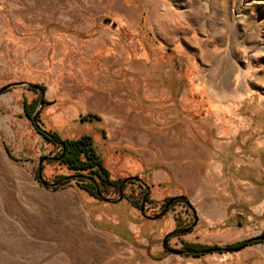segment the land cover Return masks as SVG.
Here are the masks:
<instances>
[{
  "label": "rangeland",
  "instance_id": "obj_1",
  "mask_svg": "<svg viewBox=\"0 0 264 264\" xmlns=\"http://www.w3.org/2000/svg\"><path fill=\"white\" fill-rule=\"evenodd\" d=\"M20 82L0 93V264H264V241L201 257L163 244L264 233V0H0V89ZM38 110L147 187L129 181L117 204L76 180L44 187L39 171L73 172ZM172 199L157 220L140 211Z\"/></svg>",
  "mask_w": 264,
  "mask_h": 264
},
{
  "label": "trees",
  "instance_id": "obj_2",
  "mask_svg": "<svg viewBox=\"0 0 264 264\" xmlns=\"http://www.w3.org/2000/svg\"><path fill=\"white\" fill-rule=\"evenodd\" d=\"M27 107L29 106L26 105L25 111L27 115L31 116L34 109L31 106L29 107L31 110H28ZM38 121L37 119V122H34L37 130L43 134L48 142L60 148L58 156L52 159L67 166L73 172L70 175L60 176L61 179L57 182L58 187L72 180H76L80 188L95 196L97 195V191H100L101 197H103V191H108L111 188L118 189L122 185L123 180L111 178L104 159L97 152L91 136L83 135L79 138L64 139L57 132L47 131L46 133L43 131ZM101 197L100 199H102ZM262 235L264 236V233ZM255 241L256 239L250 238L227 245L226 247L187 244L185 248L187 252L185 255L201 257L215 252H236L255 243Z\"/></svg>",
  "mask_w": 264,
  "mask_h": 264
},
{
  "label": "water",
  "instance_id": "obj_3",
  "mask_svg": "<svg viewBox=\"0 0 264 264\" xmlns=\"http://www.w3.org/2000/svg\"><path fill=\"white\" fill-rule=\"evenodd\" d=\"M22 85H26V83H25V82H20V83H16V84H10V85H7V86H5V87H3V88L0 89V93L3 92V91H5V90H7V89H9V88H11L12 86H22ZM30 85H31V84H30ZM31 86H32L33 88H38V86H36V85H31ZM39 114H40V111H39V110L36 111L34 117L32 118V121H33V122H37V119H38V117H39ZM43 131H45V132L47 133L46 130L43 129ZM46 159H48V158H46ZM38 177H39V180L41 181V183H42V185H43L44 187H50V186H51V187H56V186L58 185L57 182H55V183H49V182H47L46 180H44L41 171H39ZM133 180L139 182L142 186L147 187L146 184H145L140 178H138V177H128V178H125V179L123 180L122 185L118 188V192H119V194H120V197H119L116 201H112V200H110V199H108V198L101 197V193H100V191H97V195H96V196L99 197V198L101 197V198H102L104 201H106V202H109V203H110V202H113V203L117 204V203H119V202H121V201L123 200V186H124L126 183H128L129 181H133ZM181 198L187 203V205H188L190 208H192V207H191V204L189 203V201L187 200V198H186L185 196H181ZM172 202H173V199L170 200V201L166 204L164 212H162V213H160V214H158V215H156V216H153V217L148 216V215L145 214V210H144V202L142 203V205H141V207H140V211L142 212V214H143V216H144L145 218L150 219V220H157V219L161 218V217L166 213L168 207L172 204ZM194 214H195V223H194V224H196V223H197V216H196V213H194ZM188 230H189V229H187V230H185V231H188ZM170 236H171V235L168 234V235L165 237V239H164V242H163V244H164V249L167 250L168 252L172 253V254H175V255H184V254L187 252V250H176V249H172V248L168 247L167 242H168V239H169ZM254 239H256L257 241H264V236H263V235H262V236H258V237H255Z\"/></svg>",
  "mask_w": 264,
  "mask_h": 264
},
{
  "label": "crops",
  "instance_id": "obj_4",
  "mask_svg": "<svg viewBox=\"0 0 264 264\" xmlns=\"http://www.w3.org/2000/svg\"><path fill=\"white\" fill-rule=\"evenodd\" d=\"M189 203H190V202H189ZM214 203H216V201H215ZM214 206H216V205H214Z\"/></svg>",
  "mask_w": 264,
  "mask_h": 264
},
{
  "label": "flooded vegetation",
  "instance_id": "obj_5",
  "mask_svg": "<svg viewBox=\"0 0 264 264\" xmlns=\"http://www.w3.org/2000/svg\"><path fill=\"white\" fill-rule=\"evenodd\" d=\"M134 181V180H133ZM183 250H185V249H183Z\"/></svg>",
  "mask_w": 264,
  "mask_h": 264
}]
</instances>
